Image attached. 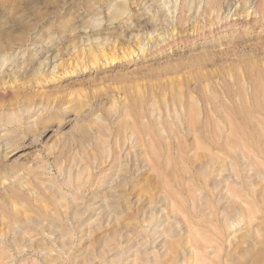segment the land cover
I'll list each match as a JSON object with an SVG mask.
<instances>
[{"label": "rangeland", "instance_id": "obj_1", "mask_svg": "<svg viewBox=\"0 0 264 264\" xmlns=\"http://www.w3.org/2000/svg\"><path fill=\"white\" fill-rule=\"evenodd\" d=\"M263 205L264 0H0V264H264Z\"/></svg>", "mask_w": 264, "mask_h": 264}, {"label": "bare ground", "instance_id": "obj_2", "mask_svg": "<svg viewBox=\"0 0 264 264\" xmlns=\"http://www.w3.org/2000/svg\"><path fill=\"white\" fill-rule=\"evenodd\" d=\"M115 157H116V156H115ZM109 159H110V158H109ZM118 160H119V159H118ZM104 161H105V160H104ZM114 163H116V162H114ZM117 164H118V163H117ZM114 165H115V164H114ZM116 169H117V168H116ZM231 170H232V169H231ZM118 172H119V171H118ZM219 172H220V169H219ZM119 173H120V172H119ZM219 174H220V173H219ZM86 176H87V175H86ZM87 179H88V177H87ZM85 181H86V180H85ZM168 199H169V198H168ZM263 206H264V205H263ZM223 214H224V213H223ZM248 216H249V215H248ZM223 217H224V215H223ZM240 217H241V216H240ZM246 217H247V216H246ZM152 218H153V217H152ZM149 220H150V219H149ZM226 225H227V224H226ZM223 227H224V226H223ZM152 229H153V228H152ZM152 229H151V230H152ZM225 230H226V229H225ZM152 232H153V230H152ZM152 232L150 233L151 235L153 234ZM162 233H163V232H162ZM150 234H149V235H150ZM163 234H164V233H163ZM154 239H155V238H154ZM154 239H153V240H154ZM164 244H165V242H164ZM243 250H244V249H243Z\"/></svg>", "mask_w": 264, "mask_h": 264}]
</instances>
